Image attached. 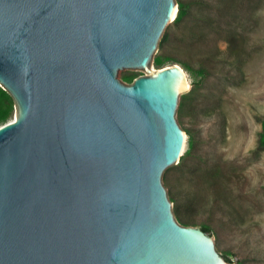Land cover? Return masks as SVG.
Returning <instances> with one entry per match:
<instances>
[{"label": "water", "instance_id": "water-1", "mask_svg": "<svg viewBox=\"0 0 264 264\" xmlns=\"http://www.w3.org/2000/svg\"><path fill=\"white\" fill-rule=\"evenodd\" d=\"M175 0H0V264H231L177 222L187 81L148 66ZM174 14V17H173ZM122 69L143 74L128 84Z\"/></svg>", "mask_w": 264, "mask_h": 264}, {"label": "rangeland", "instance_id": "rangeland-1", "mask_svg": "<svg viewBox=\"0 0 264 264\" xmlns=\"http://www.w3.org/2000/svg\"><path fill=\"white\" fill-rule=\"evenodd\" d=\"M177 1L188 6V16L165 28L168 54L192 70L174 60L164 66L177 64L185 72L188 86L179 92L184 112L175 117L194 145L186 153V133L179 162L161 181L172 211L178 205L189 226L209 227L226 261L264 264V0ZM158 51L159 44L154 55ZM202 56L212 59L205 76L198 72ZM148 69H158L153 58ZM143 73L123 69L117 78ZM15 114L13 106L7 121Z\"/></svg>", "mask_w": 264, "mask_h": 264}, {"label": "trees", "instance_id": "trees-1", "mask_svg": "<svg viewBox=\"0 0 264 264\" xmlns=\"http://www.w3.org/2000/svg\"><path fill=\"white\" fill-rule=\"evenodd\" d=\"M177 5H178V10L176 13V16L174 18V20L171 22L172 26H178L179 24L183 23L185 21V19L188 16V6L186 4H184L181 1H177ZM171 25L169 24L166 28V30L168 31L171 28ZM164 32L160 42H159V51L157 52L156 55H154L153 57V63L157 68H162L164 67V65L166 64V62L174 60L175 62L181 64V66H183V68H185V70L187 71H191V66L188 65L187 62L181 61L179 58L175 57V56H170L168 54V50L170 48V45L167 43V39H168V32ZM203 58H197L198 59V63L201 64V68L199 69V74L201 76H205L208 73V70L206 69L208 66V62L212 61L211 58L207 57V56H202ZM122 80L125 82H132L133 77H130L128 75H123L122 76ZM183 96H181L180 101L178 103V108H177V112L178 114L181 116L183 115L184 112V107H185V102H183ZM14 106V102L13 99L11 98V96L2 88H0V125L7 122L8 117H9V113L12 110V107ZM186 133L188 135V140H187V144H188V149L186 150V153L188 152V150L194 145L193 144V138L191 136V133L189 130H186ZM260 138H259V143L264 145V124L262 127V131L259 134ZM171 201H173L171 199ZM181 208V207H180ZM179 206L176 205L173 208V213L175 214V217L177 219V221L180 224H183L184 226H189L191 223L189 222L190 220L189 217L184 218L180 215V211H179ZM201 229L204 232H207L210 234V228L207 226H202Z\"/></svg>", "mask_w": 264, "mask_h": 264}, {"label": "bare ground", "instance_id": "bare-ground-1", "mask_svg": "<svg viewBox=\"0 0 264 264\" xmlns=\"http://www.w3.org/2000/svg\"><path fill=\"white\" fill-rule=\"evenodd\" d=\"M173 17H174V14H173ZM123 70V69H122ZM184 84H185V87H187L188 85H187V81H185L184 82Z\"/></svg>", "mask_w": 264, "mask_h": 264}]
</instances>
